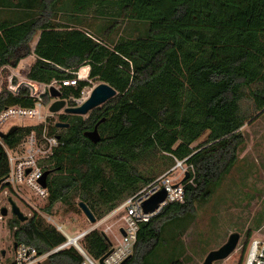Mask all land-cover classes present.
Returning a JSON list of instances; mask_svg holds the SVG:
<instances>
[{"label": "trees", "instance_id": "trees-1", "mask_svg": "<svg viewBox=\"0 0 264 264\" xmlns=\"http://www.w3.org/2000/svg\"><path fill=\"white\" fill-rule=\"evenodd\" d=\"M92 10L106 20L95 31L83 21ZM119 20L127 24L128 37L112 39ZM31 55L36 60L27 79L40 83L90 68L87 80L61 90L64 99L80 97L91 81L118 91L87 119L61 114L59 122L69 128L47 124L60 145L50 160L43 211L85 203L98 222L157 179L160 173L146 175L142 164L161 158L169 170L185 160L194 168L184 182L185 204L169 203L141 223L126 263L185 264L183 239L197 208L237 164L246 145L242 128L264 115V0H0V73ZM35 103L26 87L17 95L7 87L0 91V113ZM103 118L102 140L94 144L84 133ZM33 131L41 135L43 126H19L0 139V193L10 172L8 150ZM9 224L14 244L33 246L41 255L67 242L38 213L24 223L13 216ZM82 246L96 260L114 247L97 229ZM82 262L71 246L45 264Z\"/></svg>", "mask_w": 264, "mask_h": 264}, {"label": "rangeland", "instance_id": "rangeland-1", "mask_svg": "<svg viewBox=\"0 0 264 264\" xmlns=\"http://www.w3.org/2000/svg\"><path fill=\"white\" fill-rule=\"evenodd\" d=\"M93 11H90L83 21L86 22L87 27L91 26V30L95 31L101 25L106 24V20L98 17ZM118 23V28L115 29L112 39H117L121 34L128 37L125 21L119 20ZM134 29L132 28V30ZM37 40L38 36H35L31 43L33 49ZM32 61L33 59L27 58V60H22L16 68L10 66L4 68L0 73V91L4 87L9 89L12 85L27 80V66ZM98 84L99 82L91 81L90 87H87L85 91L92 92ZM49 102L50 100H46L45 97L43 116H47L46 124L57 123L62 113L51 115L47 111V109L49 110L47 108ZM101 108L104 109L105 104ZM88 117L89 115L83 118L87 119ZM15 121H19L15 122L17 127L35 126L38 122L36 120L20 121V119ZM241 131L246 140V145L239 153L237 164L224 178L212 198L197 208L196 220L184 236L185 264H203L207 255L224 245L229 236L235 232L241 235L236 251L227 259L216 264H248L253 241H264V115L253 121H248ZM63 132H65L63 129L58 131L61 134ZM206 137L207 135L203 136L196 144L203 142ZM167 165L166 161L158 158L152 163L142 164L139 169L146 175L152 171L160 173L156 176L160 178L170 170H167ZM169 177L175 184H179L183 180L180 170L171 172ZM9 197L0 196V218L3 217L2 220L0 219V262L2 264L11 262L15 249L13 233L9 224L14 216L11 212V200L28 219L38 213L48 224L54 226L51 222L52 219L55 224L63 227V230L72 237L87 230H109V227L114 224L108 223L107 217L111 221H119L114 228L124 225L122 218L125 212H115L117 208L96 224H92L78 205H75V209H69L68 206L58 203L51 214H46L43 210L47 200H39L27 191H23L19 195L11 189ZM5 208L9 210L7 216L2 215V210ZM114 235H119L118 229L112 233V240H114ZM79 243L82 244V241ZM47 258L40 264H45Z\"/></svg>", "mask_w": 264, "mask_h": 264}, {"label": "built area", "instance_id": "built-area-1", "mask_svg": "<svg viewBox=\"0 0 264 264\" xmlns=\"http://www.w3.org/2000/svg\"><path fill=\"white\" fill-rule=\"evenodd\" d=\"M81 71L82 68L79 69L78 72H74V77L71 79L53 81L49 84L27 79L24 82L14 84L9 88V90L16 95L22 87L28 88L30 97L34 98L36 103L33 108L13 106L6 108L1 112L0 132L7 133L10 131L11 128L17 125L15 122H19L15 121L17 119H20V121L36 120L38 122L35 126L42 125L43 131L41 135L36 131H33L17 148L8 150L10 172L3 183V185H6V188L1 191L0 196L3 195L10 198L9 191L11 189L14 193L19 195H21V192L27 191L39 200L44 201L48 199L49 189L48 187L44 188L41 185L40 180L45 172L50 170V160L60 144L59 139L56 136L49 135L46 124L47 116H43L44 98L46 95L51 98L50 89L52 87L56 88V90L62 94L61 90L64 87H77L80 81L87 80L89 77V70L85 77L82 76ZM90 93L91 92L88 93L84 89L80 97L70 96L67 99H64L62 95V99L66 101L67 106H70L69 102H72L74 105L70 107H77L82 105L89 98ZM53 102L54 100L51 98V102L47 108H50ZM47 111L49 112L48 109ZM175 170H180L183 177L182 182L179 184H175L169 177L171 172ZM191 173H194L192 165L187 164L185 160H176L175 167L170 169L165 176L154 180L138 193L128 198L116 209L115 212H125V215L122 218L124 220V225L121 227V231L123 230L124 234L121 232L120 241L114 245L112 252L105 257L104 264L124 263L133 254L139 225L141 223L148 222L152 217L159 214L169 203L185 204L184 182L186 180V175L189 174L190 178ZM161 190H165L167 193L165 202L162 203L160 209L154 213H145L143 210V203ZM0 219L2 220L3 217L1 216ZM51 222L58 231L65 235L67 242L42 255L39 254L38 250L33 246L17 244L14 249L13 258L9 264H40L49 255L70 248L71 245L82 255V264H100L99 260L91 257L85 251L82 244L79 243L92 230L80 232L72 237L67 234L61 226L55 224L52 219ZM251 257H253L252 262L248 261V264H264V241H253L249 259ZM0 264L2 263L0 262Z\"/></svg>", "mask_w": 264, "mask_h": 264}, {"label": "water", "instance_id": "water-1", "mask_svg": "<svg viewBox=\"0 0 264 264\" xmlns=\"http://www.w3.org/2000/svg\"><path fill=\"white\" fill-rule=\"evenodd\" d=\"M118 95V91L112 87L110 84L106 82H100L91 92L89 98L80 106L77 107H70L67 106V103L64 99H62V94L56 90V88L52 87L50 89V96L54 100L52 105L49 108V112L51 114H65V115H74V116H87L92 112L93 110L103 106L106 104L108 101L113 99ZM106 121V118H103L100 120L94 127L93 130L87 131L84 133V136L91 141L94 144L99 143L102 140L100 131H99V126ZM58 128H69V124L67 123H60L58 122L56 124ZM16 126L11 128L10 131L7 133H2L0 132V138L4 139L8 135H10L12 132L16 130ZM29 172V171H28ZM50 171L45 172L44 176L40 180L41 185L44 188H47V180L48 177L50 176ZM189 178V174L186 175V180ZM2 183H0L1 187ZM167 198V193L165 190H161L158 193L154 194L151 198H149L147 201L143 203V210L145 213H154L158 209H160V205L165 202ZM11 212L14 216L18 218L21 222H26L28 220V217L25 216L20 208L11 200ZM80 209L83 211L85 216L88 218V220L92 224L97 223V219L90 210V208L85 204V203H80L79 205ZM9 213L8 209H3L2 210V215L7 216ZM122 234H124V231H121ZM241 235L238 232L232 233L228 241L222 245L219 249L211 251L207 257L205 258L203 264H216L220 261H223L230 257L237 249L238 244L240 242ZM17 244H15V247ZM112 250L108 253L110 254ZM107 254V255H108ZM106 255V256H107ZM101 258L99 260L100 264H104V259L105 257ZM131 259L128 258L124 263L126 264L129 260Z\"/></svg>", "mask_w": 264, "mask_h": 264}, {"label": "crops", "instance_id": "crops-1", "mask_svg": "<svg viewBox=\"0 0 264 264\" xmlns=\"http://www.w3.org/2000/svg\"><path fill=\"white\" fill-rule=\"evenodd\" d=\"M28 58H31V59H33V61L32 62H29V65L27 66L28 67V70H29V68L31 67V65L35 62V60H36V56L35 55H31L30 57H28ZM24 60H27V58L26 59H24ZM83 68H86L87 70H86V72L90 69L89 67H83ZM82 68V69H83ZM107 221H109L108 223H112V224H114V225H112L111 227H109L110 229L109 230H107V229H104V232L106 233V235L109 237V239L111 240V242L113 243V245H115V244H117L119 241H120V239H121V227L122 226H118L117 228H114V226L115 225H117V223L119 222V221H111L110 220V218L109 217H107ZM107 223V224H108ZM63 228V227H62ZM115 229H118V231H119V235L118 236H116V235H114V240H112V233L114 232V230Z\"/></svg>", "mask_w": 264, "mask_h": 264}, {"label": "bare ground", "instance_id": "bare-ground-1", "mask_svg": "<svg viewBox=\"0 0 264 264\" xmlns=\"http://www.w3.org/2000/svg\"><path fill=\"white\" fill-rule=\"evenodd\" d=\"M87 72H88V71H87ZM87 72L83 73V72L81 71L82 76L85 77L86 74H87ZM252 259H253V257H251V258L249 259V261L252 262Z\"/></svg>", "mask_w": 264, "mask_h": 264}, {"label": "flooded vegetation", "instance_id": "flooded-vegetation-1", "mask_svg": "<svg viewBox=\"0 0 264 264\" xmlns=\"http://www.w3.org/2000/svg\"><path fill=\"white\" fill-rule=\"evenodd\" d=\"M98 123V122H97ZM103 124V123H102ZM100 127V126H99ZM94 129V128H93ZM89 131V130H88ZM100 131V130H99ZM101 134V133H100Z\"/></svg>", "mask_w": 264, "mask_h": 264}]
</instances>
